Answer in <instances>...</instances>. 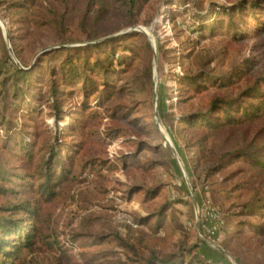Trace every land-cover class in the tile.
Returning a JSON list of instances; mask_svg holds the SVG:
<instances>
[{
	"label": "trees",
	"instance_id": "1",
	"mask_svg": "<svg viewBox=\"0 0 264 264\" xmlns=\"http://www.w3.org/2000/svg\"><path fill=\"white\" fill-rule=\"evenodd\" d=\"M152 1L0 0L1 17L10 24L7 36L18 62L13 61L0 37V152L28 166L35 165L32 173L22 174L0 165V264H25V255L34 253L35 240L42 234L38 222L41 201L49 202L56 196L54 188L81 156L83 140L97 134L87 127L89 122L102 117H123L131 126H139L129 117L136 110L130 105L133 101L128 104L115 101L125 92L128 100H132L141 91L134 84L129 86L127 80L118 85L115 81L127 79L117 65L133 64L137 51L152 56L144 33L131 29L147 23L141 19V13ZM204 1L192 0L196 12ZM153 9L159 13L156 7ZM261 9L264 4L249 1L237 2L232 8L211 7L209 12L226 18L219 25L221 32L233 31L234 39H242L248 33L264 37V14L258 19L254 14ZM245 10L252 12L248 21L242 15ZM70 18L77 19L78 24L87 23L92 32L87 40L98 41L69 46L75 42L68 24ZM202 18L195 17L191 28L200 36L212 28L202 23ZM255 20L257 24L248 33L239 34ZM123 27L131 30L112 35ZM44 37L58 43L40 45ZM100 38L108 39L99 41ZM125 40L136 41V46L129 49L128 63L123 62V55L114 57L116 50L127 48ZM39 47L40 52L33 56ZM186 60L189 66L183 67L182 74L175 79L186 92L179 100L183 106L179 109L184 111L175 123V131L182 138L198 175L211 179L224 174L226 185L212 189L222 198L218 207L210 205L217 210L214 238L220 231L233 236L243 231L254 237L264 236V190L257 181L264 176V74L256 71L250 59L221 73L211 67L213 58L197 61L190 53ZM41 105L53 109L58 118L67 119L69 124L63 131L58 127L53 140L38 146L37 131L19 127L27 122L40 123ZM10 112L11 117L7 115ZM17 114L23 118L21 123L12 118ZM113 132L129 136L122 127H116ZM66 136H77L78 141H67ZM74 142L76 145L68 153L67 143ZM64 147L66 151L62 152ZM103 165L105 161L94 164L97 168ZM23 189L28 190L32 199L18 202L17 195ZM162 189L144 191L143 187L135 186L132 192H144L147 199H153ZM170 206L171 203L162 204L142 222L132 220L137 227L139 222H153L151 229L156 230ZM142 246L145 247L143 241ZM148 252L141 264H217L206 258L197 244L184 245L171 257L160 256L155 249Z\"/></svg>",
	"mask_w": 264,
	"mask_h": 264
},
{
	"label": "rangeland",
	"instance_id": "2",
	"mask_svg": "<svg viewBox=\"0 0 264 264\" xmlns=\"http://www.w3.org/2000/svg\"><path fill=\"white\" fill-rule=\"evenodd\" d=\"M249 1L264 4V0H205L201 10L196 12L192 0H153L142 10L141 19L147 23L131 29L144 33L151 45L152 56L137 51L133 64L117 65L127 79L115 81L118 85L127 80L129 86L134 84L141 91L132 100H128L125 92L115 101L116 104L133 101L130 105L136 110L133 114L129 111V117L139 126H131L123 117H102L88 123L87 127L97 134L83 140L81 156L54 188L56 196L49 202L41 201L38 222L42 234L35 240L34 253L25 255V264H141L149 249H155L160 256L171 257L182 246L192 244L199 245L201 253L217 264H264V236L254 237L247 231L233 236L220 231L214 238L210 233L217 221V215L212 216L209 212L210 205L218 207L222 199L212 189L219 190L226 185L224 174L211 179L198 175L182 138L175 131V123L184 111L179 109L183 108L179 100L186 95L175 79L182 74L183 67L189 66L186 59L190 53L197 61L213 58L211 67L218 73L250 59L255 63L256 71L264 74V37L247 32L257 20L239 32L248 33L242 39H234L233 31L219 30L226 18L209 12L211 7L214 10L221 6L232 8L237 2ZM262 12L264 9L254 11L256 19L264 14ZM250 13L248 10L243 12L245 21L249 20ZM2 14L0 8V37L7 44L13 61L18 63L7 36L10 24L1 17ZM195 17H203L202 23L210 24L212 28L201 36L191 31ZM68 21L75 39L69 46L98 41L87 40L92 36L87 23L78 24L75 18ZM131 29L123 27L112 35ZM41 41L40 45L58 43L56 39L45 37ZM124 42L127 48L116 50L114 57L123 55V62L128 63L129 49L136 46V41ZM39 52L40 47L33 56ZM11 113L7 115L11 117ZM39 117L42 121L37 125L27 122L19 127L20 130L37 131L38 146L53 140L58 127L63 131L69 124L67 119L58 118L53 109L42 105ZM12 118L18 123L23 121L18 114ZM116 127L126 129L129 136L113 132ZM64 139L78 141L77 136ZM76 142L67 143L70 146L68 153L72 152ZM65 151V147L62 148V152ZM98 161H105V165L97 168L94 164ZM0 165L19 174L32 173L35 168L34 163L28 166L4 152H0ZM257 181L264 190V176ZM135 186L143 187L144 191L154 187L163 189L155 198L147 199L144 192H132ZM17 197L20 198L18 202L32 199L27 189ZM166 202L171 206L159 228L151 229L153 222L140 224L141 219L149 217ZM132 219L141 221L138 227ZM132 259L140 261L134 263Z\"/></svg>",
	"mask_w": 264,
	"mask_h": 264
},
{
	"label": "built area",
	"instance_id": "3",
	"mask_svg": "<svg viewBox=\"0 0 264 264\" xmlns=\"http://www.w3.org/2000/svg\"><path fill=\"white\" fill-rule=\"evenodd\" d=\"M209 212L211 213L212 216H216L217 215V210L212 208V207L209 208ZM215 228H216V226L214 225L212 227L211 231H210L211 234H214Z\"/></svg>",
	"mask_w": 264,
	"mask_h": 264
}]
</instances>
